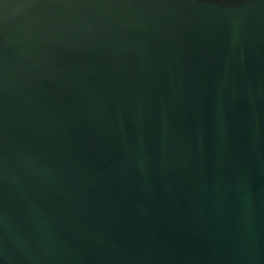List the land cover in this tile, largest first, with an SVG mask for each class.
I'll use <instances>...</instances> for the list:
<instances>
[{
    "label": "water",
    "instance_id": "1",
    "mask_svg": "<svg viewBox=\"0 0 264 264\" xmlns=\"http://www.w3.org/2000/svg\"><path fill=\"white\" fill-rule=\"evenodd\" d=\"M0 264H264V0H0Z\"/></svg>",
    "mask_w": 264,
    "mask_h": 264
}]
</instances>
